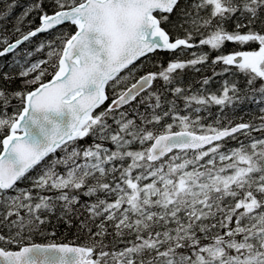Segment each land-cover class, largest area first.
<instances>
[{
    "label": "snow or ice",
    "instance_id": "snow-or-ice-1",
    "mask_svg": "<svg viewBox=\"0 0 264 264\" xmlns=\"http://www.w3.org/2000/svg\"><path fill=\"white\" fill-rule=\"evenodd\" d=\"M0 264H264V0H3Z\"/></svg>",
    "mask_w": 264,
    "mask_h": 264
},
{
    "label": "trees",
    "instance_id": "trees-1",
    "mask_svg": "<svg viewBox=\"0 0 264 264\" xmlns=\"http://www.w3.org/2000/svg\"><path fill=\"white\" fill-rule=\"evenodd\" d=\"M3 5V0H0V6H2ZM19 11V9H17V12ZM48 37H46V36H44V35H41L39 38H38V41L39 40H45V39H47ZM37 41V42H38ZM28 47V49H31V48H33L34 47V44H30V45H28L27 46ZM254 47V46H253ZM233 48V45H231V44H229L228 45V50H231ZM43 53H37L36 55H34L33 57H32V59L33 60H36V59H41V58H43ZM255 108H256V106L255 105H248V106H246V111H255ZM247 118V117H246ZM68 234L67 233H65V235L64 236H58L55 240H52V238L51 237H49L48 238V240H42V239H40V238H38L37 239V242H62V241H65V236H67ZM68 239H71V237L69 236L68 237Z\"/></svg>",
    "mask_w": 264,
    "mask_h": 264
}]
</instances>
